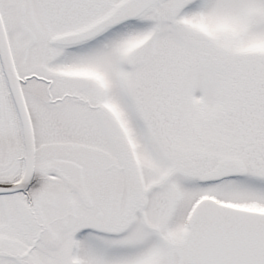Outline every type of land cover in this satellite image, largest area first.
Returning a JSON list of instances; mask_svg holds the SVG:
<instances>
[{"label":"snow or ice","instance_id":"snow-or-ice-1","mask_svg":"<svg viewBox=\"0 0 264 264\" xmlns=\"http://www.w3.org/2000/svg\"><path fill=\"white\" fill-rule=\"evenodd\" d=\"M0 264H264V0H0Z\"/></svg>","mask_w":264,"mask_h":264}]
</instances>
